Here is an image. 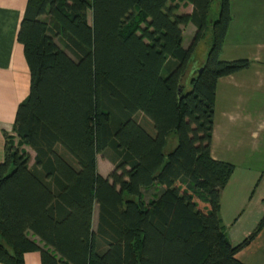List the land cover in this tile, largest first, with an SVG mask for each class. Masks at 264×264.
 I'll return each instance as SVG.
<instances>
[{
	"label": "trees",
	"instance_id": "obj_1",
	"mask_svg": "<svg viewBox=\"0 0 264 264\" xmlns=\"http://www.w3.org/2000/svg\"><path fill=\"white\" fill-rule=\"evenodd\" d=\"M180 1L192 12L169 0H28L18 40L31 83L18 143L6 134L0 162V264H25L27 251L42 264H244L236 253L264 217L230 243L220 202L235 166L211 147L217 82L251 61L221 58L231 0H218L217 17L214 0ZM108 150L105 177L98 155Z\"/></svg>",
	"mask_w": 264,
	"mask_h": 264
},
{
	"label": "crops",
	"instance_id": "obj_2",
	"mask_svg": "<svg viewBox=\"0 0 264 264\" xmlns=\"http://www.w3.org/2000/svg\"><path fill=\"white\" fill-rule=\"evenodd\" d=\"M27 2L0 0V162L5 158L6 134L15 132L18 106L30 92V68L18 40ZM189 5L191 9L182 13L192 12ZM231 11L221 58L248 59L251 65L217 82L211 153L214 159L235 166L221 193L220 217L230 243L237 245L264 217V0H231ZM192 31L196 32L195 25ZM172 143L176 145L175 137ZM111 171L99 169L105 177ZM97 225L98 207L94 229ZM30 237L47 249L39 237L32 233ZM236 258L244 264H264V227ZM24 261L42 264V254L27 251Z\"/></svg>",
	"mask_w": 264,
	"mask_h": 264
},
{
	"label": "rangeland",
	"instance_id": "obj_3",
	"mask_svg": "<svg viewBox=\"0 0 264 264\" xmlns=\"http://www.w3.org/2000/svg\"><path fill=\"white\" fill-rule=\"evenodd\" d=\"M169 4L170 5H176V4L179 5V8L176 11L177 13H182L185 11H189L191 9L190 5H185L184 2H181L180 0H169ZM212 7H213V11L215 12V16L217 17L219 14V2H218V0H214ZM89 19H90V21L92 20L91 13H89ZM193 27H194L193 23H190L184 27V29H185L184 45L185 46H189L191 44V42L193 41V37H194L193 33L195 34V32L192 31ZM58 43L63 48H65V45L62 42H60L59 40H58ZM211 43H212V34L208 33L206 38L204 40H202L198 45L197 54H196V57H197L196 62H198L202 59H204V61H205ZM170 68H171L170 66L165 68V70H164L165 75L169 74ZM12 135H14L15 142L17 144L18 143V137H17L16 133L14 132ZM173 137H175L177 139V135L175 133H172L169 136L168 145H167L166 149L173 148V146H176V145H174L175 143H172ZM23 147L28 149V151L30 152V154H31L30 165H33L35 152L30 147H26V146H23ZM59 148L61 150H63L61 147H59ZM111 155H112V153L109 150L98 155V166H99V169L101 171H106L107 169H111V168H112V170L114 169L115 165L109 159V157ZM154 191L155 190L151 189L150 191L145 192L146 193V200L150 199L151 194ZM144 198H145V195H144Z\"/></svg>",
	"mask_w": 264,
	"mask_h": 264
}]
</instances>
